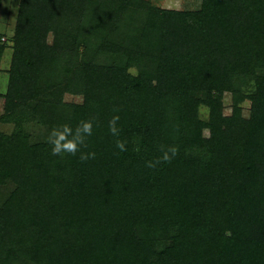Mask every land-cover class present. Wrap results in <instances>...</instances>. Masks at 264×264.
Here are the masks:
<instances>
[{
  "label": "trees",
  "instance_id": "16d2710c",
  "mask_svg": "<svg viewBox=\"0 0 264 264\" xmlns=\"http://www.w3.org/2000/svg\"><path fill=\"white\" fill-rule=\"evenodd\" d=\"M13 40L0 264H264V0H22ZM83 121L53 155L52 130Z\"/></svg>",
  "mask_w": 264,
  "mask_h": 264
},
{
  "label": "rangeland",
  "instance_id": "374dc122",
  "mask_svg": "<svg viewBox=\"0 0 264 264\" xmlns=\"http://www.w3.org/2000/svg\"><path fill=\"white\" fill-rule=\"evenodd\" d=\"M153 5L167 9H178V10H199L202 6V0H147ZM22 0H1L0 3V47H3V51L0 54V134L10 135L15 129L14 122H6L3 120L5 115V108L3 105L4 99L2 94L6 93L9 80H10V66L12 56L14 54L13 47V36L15 34L18 15L21 9ZM85 35V34H82ZM87 37V36H86ZM54 40L53 34L50 33L48 41L52 43ZM131 71L137 73V68L132 67ZM68 101L82 102V95L66 94ZM224 102V113L230 115L232 112V96L226 93L223 98ZM243 116L246 118L250 117L251 102L245 100L242 104ZM199 116L203 120L209 118V107L201 105L199 108ZM23 128L26 134L29 135L30 140L35 142L44 138L47 134L46 127L41 124L35 118L26 117L23 121ZM205 135H209V131L205 130ZM16 184L8 180L6 183L0 184V203L9 196L15 189Z\"/></svg>",
  "mask_w": 264,
  "mask_h": 264
},
{
  "label": "clouds",
  "instance_id": "9594fccd",
  "mask_svg": "<svg viewBox=\"0 0 264 264\" xmlns=\"http://www.w3.org/2000/svg\"><path fill=\"white\" fill-rule=\"evenodd\" d=\"M92 129L93 125L91 121L81 122L74 134L72 128L67 125L63 126L62 130L53 129L48 137V141L52 145V154L61 155L62 153H71L75 155L79 147L85 143L86 137L92 134ZM112 131L115 132L114 127ZM118 146L123 149L122 144ZM172 151L174 154L175 150L173 149ZM89 156H94V153H88L87 155L81 154V159H87ZM164 159H169L167 154H165Z\"/></svg>",
  "mask_w": 264,
  "mask_h": 264
}]
</instances>
